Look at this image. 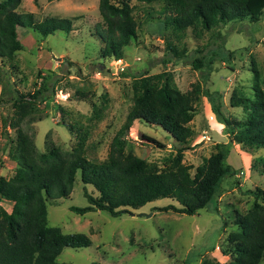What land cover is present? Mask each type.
Instances as JSON below:
<instances>
[{"label": "rangeland", "instance_id": "rangeland-1", "mask_svg": "<svg viewBox=\"0 0 264 264\" xmlns=\"http://www.w3.org/2000/svg\"><path fill=\"white\" fill-rule=\"evenodd\" d=\"M128 2L136 21V38L122 48L121 58L114 60L100 55L97 0L20 1L16 11L31 13L35 22L53 16L69 18L71 25L68 32L57 29L45 37L30 28L16 29L22 49L14 54V68L6 65L9 68L0 69V77L6 75L7 81L0 84V176L10 177L15 168L8 156L15 133L8 124L13 117L14 89L25 96L44 88L29 124L38 151L49 145L69 150L83 136L84 156L101 162L106 160L110 142L132 104L133 80L160 75V84L165 82L181 93L198 91L194 114L187 123L191 134L184 142H177L159 126L135 120L119 135L122 151L161 166L163 157L173 156L180 148L181 162L190 166L192 174L202 159L214 152L215 143L223 142L227 147L224 163L235 169V174L222 178L210 202L193 215L161 211L164 205L178 203L159 198L111 216L98 209L82 215L68 209L88 204L84 191L97 196L76 171L68 196L45 201L46 223L62 232L84 233L90 244L64 247L57 261L200 264L210 259L227 264L233 257L226 240L233 230V218L246 212L253 202L243 191L254 187L264 190V172L256 161L264 156V148L251 150L231 141L201 91L217 92L220 111L228 119L244 120L246 111L230 106L229 96L236 91L250 98L254 76L264 90V8L256 22L228 21L201 31L187 27L175 35L164 26L161 1ZM168 44L173 45L176 56ZM195 58L202 61L198 68L191 65ZM100 66L112 76L103 75ZM21 127L25 130L26 124L22 122ZM0 207L9 212L11 201L0 199ZM260 264H264V256Z\"/></svg>", "mask_w": 264, "mask_h": 264}, {"label": "trees", "instance_id": "trees-1", "mask_svg": "<svg viewBox=\"0 0 264 264\" xmlns=\"http://www.w3.org/2000/svg\"><path fill=\"white\" fill-rule=\"evenodd\" d=\"M20 1L0 0V69L14 68V54L22 49L16 29L30 28L42 37L57 29L70 30L69 18L50 16L35 22L31 13L16 11ZM139 1H161L164 26L175 35L182 34L187 27L201 31L228 21L256 22L264 8V0ZM97 10L101 18V26L96 27L100 55L120 59L122 48L136 38L131 6L128 0H97ZM167 46L176 56L173 45ZM201 64L199 58L191 62L193 68ZM159 77L142 76L133 80L132 104L110 142L106 160L101 162H92L84 156L83 136L69 150L49 145L45 151H38L29 124L34 119L31 114L35 102L41 101L38 97L44 88L25 96L13 90L14 111L8 124L15 133L8 156L15 168L10 177L0 176V199L11 201L9 212L0 207V264H61L57 256L64 247L90 244L84 233L62 232L46 223L45 201L68 196L76 171L80 181L91 185L97 196L84 191L88 204L70 205L68 209L79 215L98 209L111 216L120 215L126 207H141L159 198H171L178 203L164 205L159 210L193 215L210 202L222 178L235 174V169L224 163L227 147L223 142L215 143L214 152L203 158L192 174L190 166L181 162L180 148H176L173 156L163 157L161 166L122 151L119 135L135 120L159 126L177 142H184L190 136L187 123L194 114L198 91L181 93L165 82L160 84ZM5 80L6 75L0 77V84L7 83ZM2 92L1 87L0 100ZM201 93L231 141L251 150L264 148V90L258 86L256 76L250 98L236 91L229 96L230 106H241L246 111L241 121L228 119L220 111L217 92L202 90ZM22 122L26 124L25 130ZM256 161L261 167L258 169L264 172V156ZM243 192L251 195L253 202L246 212L233 218V230L226 235L233 257L227 264H260L264 256V190L254 187ZM200 264L220 263L203 259Z\"/></svg>", "mask_w": 264, "mask_h": 264}, {"label": "water", "instance_id": "water-1", "mask_svg": "<svg viewBox=\"0 0 264 264\" xmlns=\"http://www.w3.org/2000/svg\"><path fill=\"white\" fill-rule=\"evenodd\" d=\"M100 71L103 75H108V76H112L111 73L109 72V70L107 69H103L102 66H100Z\"/></svg>", "mask_w": 264, "mask_h": 264}]
</instances>
